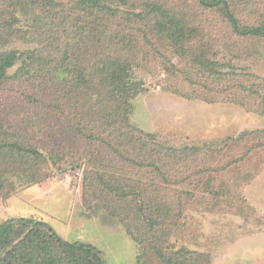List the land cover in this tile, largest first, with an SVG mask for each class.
Here are the masks:
<instances>
[{
    "label": "trees",
    "instance_id": "trees-1",
    "mask_svg": "<svg viewBox=\"0 0 264 264\" xmlns=\"http://www.w3.org/2000/svg\"><path fill=\"white\" fill-rule=\"evenodd\" d=\"M7 1L0 0V17L6 11L12 15L0 37V91L11 78L38 89L28 87L26 100L46 111L39 122L48 124L52 147L20 142L14 135L18 131L11 133L10 119L0 118V200L48 178L43 165L59 169L77 160L95 199L111 214L127 212V218L133 213L136 221H124L140 249L137 264H211L205 253L171 247L174 229L184 224L187 210L181 201L190 192L182 188L198 149L163 151L159 137L142 131L131 118L136 100L147 91L139 72L151 60L186 77L195 88L189 96L205 103L247 107L256 102L253 106L264 108V79L214 60L215 40L202 43L219 22L242 40L263 42L264 19L253 24L237 15L248 14L253 0H15L12 6ZM37 8L40 14L30 19ZM7 39L40 50L7 51ZM165 48L184 70L169 61ZM44 49L51 55H42ZM17 64L20 68L10 76ZM175 93L180 95L178 89ZM29 127L14 128L26 138ZM162 185L182 190L180 201L171 200V191ZM0 264L106 262L95 246L66 241L46 224L8 221L0 226Z\"/></svg>",
    "mask_w": 264,
    "mask_h": 264
},
{
    "label": "rangeland",
    "instance_id": "rangeland-1",
    "mask_svg": "<svg viewBox=\"0 0 264 264\" xmlns=\"http://www.w3.org/2000/svg\"><path fill=\"white\" fill-rule=\"evenodd\" d=\"M30 2H25V6ZM14 3L15 0L7 1L8 6ZM251 3L250 11L245 9L248 14L238 12L237 15L242 21L254 24L264 19V0ZM8 12L0 17V37L5 34L4 21L12 18ZM30 12V19L40 14L39 8ZM224 25L219 22L217 27L210 28V38L207 36L202 41L209 44L215 40L211 57L219 63L250 70L264 79V51L261 54L253 50L256 47L264 50V41L242 40ZM9 40L7 51L18 50L25 54L40 50L34 44ZM3 49L4 46L0 53ZM165 51L170 50L165 48ZM43 52L42 55H51L47 49ZM170 53L172 50L168 53L169 61L179 67L181 62ZM148 65L139 72L147 91L136 100L131 120L142 131L156 134L163 151L175 147L198 149L182 188L190 192L181 201L187 210L184 224L174 229L171 247L205 253L211 257V264H264V114L251 112H261L264 108L253 106L256 102L247 107L227 101L213 105L205 103L197 95L189 96L195 88L167 64L160 66L161 62L151 60ZM182 65L181 70H184ZM18 68L19 64L9 75L14 76ZM225 71L228 73L227 68ZM28 87L38 90L33 84L17 78L8 80L0 91V118L10 119L11 133L18 131L14 135L20 142L24 140L49 150L52 143L48 124L39 122L46 111L28 103ZM177 89L180 95L175 93ZM51 115L48 114V118ZM33 121L37 122V127ZM25 125L30 127L23 138L14 127L21 129ZM79 164L71 160L69 166L59 169L51 164L41 165L48 178L19 189L9 199L0 200V226L8 221L31 226L43 223L66 241L95 246L106 264H137L140 249L126 227L127 221H136L133 213L127 218V212L111 214L93 193L87 191L82 171L76 167ZM161 188L171 191L167 193L171 200L180 201L178 196L182 190L165 185Z\"/></svg>",
    "mask_w": 264,
    "mask_h": 264
}]
</instances>
